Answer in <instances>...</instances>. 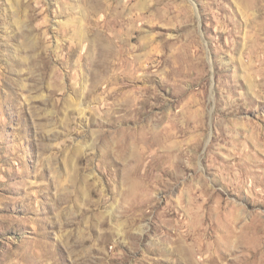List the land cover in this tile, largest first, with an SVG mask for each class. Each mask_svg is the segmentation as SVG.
<instances>
[{"label":"rangeland","instance_id":"obj_1","mask_svg":"<svg viewBox=\"0 0 264 264\" xmlns=\"http://www.w3.org/2000/svg\"><path fill=\"white\" fill-rule=\"evenodd\" d=\"M0 264H264V0H0Z\"/></svg>","mask_w":264,"mask_h":264},{"label":"bare ground","instance_id":"obj_2","mask_svg":"<svg viewBox=\"0 0 264 264\" xmlns=\"http://www.w3.org/2000/svg\"><path fill=\"white\" fill-rule=\"evenodd\" d=\"M80 33V32H79ZM81 35V34H80ZM82 39H83V37H82Z\"/></svg>","mask_w":264,"mask_h":264}]
</instances>
